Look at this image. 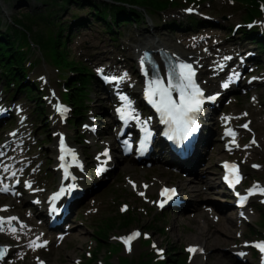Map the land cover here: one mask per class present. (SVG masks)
Returning a JSON list of instances; mask_svg holds the SVG:
<instances>
[{
	"label": "rangeland",
	"instance_id": "rangeland-1",
	"mask_svg": "<svg viewBox=\"0 0 264 264\" xmlns=\"http://www.w3.org/2000/svg\"><path fill=\"white\" fill-rule=\"evenodd\" d=\"M58 3H61L58 1ZM66 2H64L65 4ZM56 2L52 0H0V23L4 24L3 27L7 26V24L10 23V20L13 18L15 19L18 17L19 14L25 13V11H37V12H58L59 11V24L60 23H66L71 21L70 19L72 17H79L80 13H83V16L89 17L88 8H81V6L74 2L67 3L66 5L63 4L62 9L60 6H56ZM157 16H153V18L148 19L145 21V24L138 25L139 27H136L133 24H129L126 26H122L121 30L132 31V30H153L152 28H155L158 26ZM90 21L98 24L97 21H92L91 17H89ZM154 19V21L152 20ZM46 20V19H45ZM44 20V21H45ZM44 21L37 24L32 29V33H29L28 36L34 37L36 32L38 30L46 29V25H44ZM95 27V26H93ZM99 30L97 32L99 35L106 41H111V38L109 37V33L106 32L105 28L98 24ZM92 36H97L96 32L92 31L90 33ZM43 56V54H42ZM42 73H45L46 67L53 70L52 79H56V71L53 69L52 66L47 65L45 62L42 64ZM97 111L102 113V109L96 108ZM103 131V130H102ZM105 133V131H104ZM88 149V150H93ZM86 150V151H88ZM217 152L214 153V156L212 157V160L210 162V167L208 169V175H207V181L202 176H199L200 183H195L194 181H189V177L186 179H182L179 176H174L177 182L181 184V187L186 188L188 185L193 190L188 193V203L187 207L188 209H193L196 206L200 204L201 201L203 202H209L213 204H218L219 199L223 198L221 195V192L219 191L218 187V179H217V168L215 166V161L219 160L220 157L218 155L219 149L217 148ZM128 163L127 160L124 161V164ZM126 172V174H133V176L137 177L138 179H144L146 174L142 172H139V170H133V169H126L125 166H121ZM119 169V175H122V170ZM199 171V169H198ZM157 174H161V172H155ZM260 178H264V176H261ZM191 182V183H190ZM202 185H207L208 194H205L202 192ZM192 193V194H191ZM102 198L104 199V206L103 209L100 212V216L102 215H109L112 216L117 213L116 205H107L106 201H108V194L103 193L101 194ZM121 200H126L134 203L131 199L122 196H117V203ZM194 211V210H192ZM138 216L140 217L141 224H150L153 221L150 220L153 216V212H150L148 214H139L138 211H136ZM232 213V212H230ZM229 213V214H230ZM95 224V223H94ZM171 225L172 229L168 231V233H159L158 230H154L150 227H143L144 229L150 228L152 230L153 237L156 238L159 242L160 247H166V249H170V244L173 243L175 246H182L187 243H193V242H203L207 245V247L212 251V255L210 256V259L212 263L215 264H237L234 262V260L231 259V257L222 251V247L228 246L233 241H235L234 237V231L236 230V226L234 224H231V221H227L226 219L221 221L218 225L211 226L210 224H202L198 216H194L193 218L190 217V212L188 211H179L178 213L171 212L168 213L167 217H165V220L162 219L161 225ZM133 227H137L136 222L133 220L130 225L124 229H116L110 232L109 234V240L115 241L111 239V236L113 234H120L125 233L132 229ZM94 229V226L87 228H76L73 235H71L66 243L55 254L47 255L50 258V262L52 264H73V258L83 256L85 255V250L88 248V245L92 238H94L92 230ZM85 231V235H83V232ZM226 232L231 233V238L227 241H221V239L224 237ZM169 242V244H168ZM169 245V246H168ZM148 249L147 246H145L143 243L137 242L134 251L133 256L138 257L140 253L144 249ZM117 251V250H116ZM112 255L110 254V250L107 246L102 247L98 251V257L96 260V263H99V260L106 259L105 255L108 256L110 260L113 262H118V259L120 255H126L124 251L116 252ZM171 263V262H170ZM196 264V263H194Z\"/></svg>",
	"mask_w": 264,
	"mask_h": 264
},
{
	"label": "trees",
	"instance_id": "trees-1",
	"mask_svg": "<svg viewBox=\"0 0 264 264\" xmlns=\"http://www.w3.org/2000/svg\"><path fill=\"white\" fill-rule=\"evenodd\" d=\"M57 4L56 6L62 7L64 2L71 3L76 2L79 5L83 6H91L95 13L92 15L97 19L104 20L107 24L106 14L109 8L114 13V19L117 24L121 21H130V22H141L144 20L145 13L147 12H155L158 9H162L168 3L167 0H52ZM60 1L61 3H58ZM244 1H254L257 4V0H244ZM56 13L49 12H37V11H27L26 13H22L18 15V17L14 20L16 26H13L9 31L3 32L0 29V51L3 53L1 57V64L8 68L9 74H15L17 78L21 76V68L23 70L22 59L24 57V53H22L16 45V40L24 39L26 40L27 34L26 31L32 32V29L40 22L44 21V25H46V29L38 30L34 35V38L38 41L41 48L46 51V53L52 57L58 64H63L67 66H73L76 69L83 70L84 73L78 79L81 80L83 86L82 88L74 87L70 89L69 94L67 95L68 100L70 102L77 105L79 108V112L82 113V105H83V97L86 95L87 86L90 83L89 75L90 72L88 69H85L83 66H77L76 63L70 61L68 56L61 50V46L63 45V32L65 28L61 25L59 26L58 31H55L51 28V25L54 23V19L56 18ZM258 13L257 9H253L249 14V18L253 16V14ZM109 28L111 26L108 24ZM24 29V30H22ZM23 83V80H21ZM26 87L25 85H21V88ZM28 88L31 89V86L28 85ZM140 220L139 217L128 214L119 219H112L109 222H106L103 226H100L97 231H94L95 236L100 239L99 242H106V237L108 234L115 229H124L130 225L132 221ZM150 227L154 228L155 225L149 224ZM159 230L164 231L162 227H159ZM102 239V240H101ZM105 240V241H103ZM169 244V242H168ZM178 250L180 248H176L173 244L170 245V249L168 253L170 254V262L168 264H181V259L179 258ZM133 260H123L120 264H148L144 259ZM167 263V262H166ZM92 264V263H91Z\"/></svg>",
	"mask_w": 264,
	"mask_h": 264
},
{
	"label": "snow or ice",
	"instance_id": "snow-or-ice-1",
	"mask_svg": "<svg viewBox=\"0 0 264 264\" xmlns=\"http://www.w3.org/2000/svg\"><path fill=\"white\" fill-rule=\"evenodd\" d=\"M191 11V9H189ZM144 61H142V64ZM180 72L179 77L176 75V68L173 66L170 70L171 78L168 80L167 86H165L163 80L159 78V70L153 69L152 75L153 79L149 82L148 85V91L146 93L148 102L152 104L158 113H160L162 122L169 125V139H175L180 138L181 140L187 139L192 132L195 130L196 126V119L193 114L198 113L201 109V105L203 103V92L200 89V87L195 82V71L191 64H180L179 65ZM102 71V70H101ZM147 74V72H146ZM111 80L120 79L122 80L123 77L117 78H107ZM174 79H178V83H173ZM224 87H228L227 84L224 85ZM173 89H176L180 92L181 100L179 103L175 102L172 99L171 92ZM158 97V99H157ZM122 100L127 101L128 97L121 96ZM209 99H214V97H209ZM130 105H126L125 107H128ZM130 114H125L122 112V118H127V116ZM144 123H147L146 121ZM244 127H247V125H244ZM147 131V129H145ZM230 135H234L231 130H229ZM147 139V137H146ZM61 145H63V140H61ZM104 155H107V153H104ZM63 159V157H61ZM225 167L230 170L234 171L235 180H230L229 176L226 175L225 179L229 181L230 184L233 186L235 183H239V169L236 165L229 166L227 163L225 164ZM255 167V166H254ZM7 170V169H5ZM13 175H15L13 173ZM30 187V185H28ZM2 191L7 192L9 189L7 186L0 189ZM67 190H71L70 188ZM62 191H65V189H62ZM261 194L264 195V189H261ZM171 193V195H175L176 190L175 189H164L162 194H168ZM250 194L251 191H250ZM59 195V194H58ZM171 195L168 196V199H171ZM56 197H53L55 199ZM163 206V205H161ZM17 219L16 217H9L8 220L12 221ZM4 222V218L0 217V230H3L2 225ZM12 231H15V229H12ZM140 234L138 232L132 233L126 238H122L125 244H130V242L135 239ZM39 239V238H37ZM32 244H36V241H33ZM39 246V245H37ZM256 247H259L261 251H264V243L257 244ZM190 252L196 251V249L190 248L188 249ZM7 252V249L0 250V260H3L5 257V254ZM243 255V253H241Z\"/></svg>",
	"mask_w": 264,
	"mask_h": 264
},
{
	"label": "bare ground",
	"instance_id": "bare-ground-1",
	"mask_svg": "<svg viewBox=\"0 0 264 264\" xmlns=\"http://www.w3.org/2000/svg\"><path fill=\"white\" fill-rule=\"evenodd\" d=\"M198 178V177H197ZM229 221H231V224L233 225V220L231 219V220H229ZM231 238V233L230 232H226V234L224 235V237L221 239V241H227V240H229ZM62 245H64V243L62 244Z\"/></svg>",
	"mask_w": 264,
	"mask_h": 264
}]
</instances>
